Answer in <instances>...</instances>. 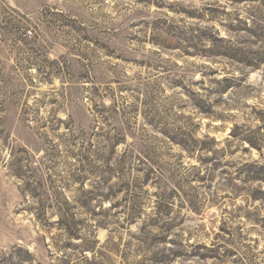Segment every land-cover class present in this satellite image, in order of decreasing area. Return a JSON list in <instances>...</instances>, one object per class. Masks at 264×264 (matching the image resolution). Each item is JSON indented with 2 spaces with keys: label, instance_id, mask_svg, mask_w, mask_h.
Returning a JSON list of instances; mask_svg holds the SVG:
<instances>
[{
  "label": "rangeland",
  "instance_id": "374dc122",
  "mask_svg": "<svg viewBox=\"0 0 264 264\" xmlns=\"http://www.w3.org/2000/svg\"><path fill=\"white\" fill-rule=\"evenodd\" d=\"M261 167L264 0H0V264H264Z\"/></svg>",
  "mask_w": 264,
  "mask_h": 264
},
{
  "label": "trees",
  "instance_id": "16d2710c",
  "mask_svg": "<svg viewBox=\"0 0 264 264\" xmlns=\"http://www.w3.org/2000/svg\"><path fill=\"white\" fill-rule=\"evenodd\" d=\"M224 82H227V81H224ZM235 134H236V130H233L232 131V136H234ZM247 141H248V143H249V145L251 147L260 149V146L257 143L253 142L252 140H247ZM259 170H260V174L258 175V177L262 174V176H260V177H262V179L264 181V167L259 168ZM89 251L92 252L93 254L95 253V249L93 247H90V246L83 247L82 252L84 254L83 256H84L85 259H88L86 257V252H89ZM94 257H95V255L93 256V258ZM92 262L95 263V264H98L95 261H92ZM67 263H68L67 261L64 262V264H67Z\"/></svg>",
  "mask_w": 264,
  "mask_h": 264
}]
</instances>
